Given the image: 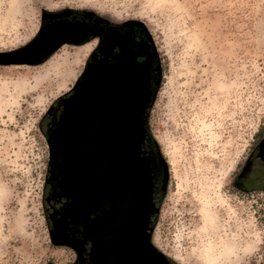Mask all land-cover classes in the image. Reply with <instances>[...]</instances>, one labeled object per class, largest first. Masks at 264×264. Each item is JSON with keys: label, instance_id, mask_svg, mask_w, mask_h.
I'll return each instance as SVG.
<instances>
[{"label": "rangeland", "instance_id": "374dc122", "mask_svg": "<svg viewBox=\"0 0 264 264\" xmlns=\"http://www.w3.org/2000/svg\"><path fill=\"white\" fill-rule=\"evenodd\" d=\"M63 11L137 22L155 50L146 128L167 179L152 245L173 264H264V193L232 184L264 137V0H0V53L26 46L43 14ZM83 48L0 65V264L75 259L51 232L47 181L60 160L49 113L82 74L92 52Z\"/></svg>", "mask_w": 264, "mask_h": 264}, {"label": "water", "instance_id": "95a60500", "mask_svg": "<svg viewBox=\"0 0 264 264\" xmlns=\"http://www.w3.org/2000/svg\"><path fill=\"white\" fill-rule=\"evenodd\" d=\"M62 36H47L40 29L26 46L0 53V65L39 64L65 44ZM89 60L50 137L52 157L60 160L51 173L59 178L60 196L68 202L63 218L82 226L80 234L90 243V264H171L151 243L159 207L153 200L152 176L140 157L147 134L144 75L129 54L130 70L142 79L132 85L130 102L124 104L114 83L120 81L93 64L113 67L123 57L113 64ZM165 189L163 182V193Z\"/></svg>", "mask_w": 264, "mask_h": 264}, {"label": "flooded vegetation", "instance_id": "af4514ba", "mask_svg": "<svg viewBox=\"0 0 264 264\" xmlns=\"http://www.w3.org/2000/svg\"><path fill=\"white\" fill-rule=\"evenodd\" d=\"M54 14L71 15L64 16L62 18H44L42 21L43 31L52 29L59 31V33L63 32L62 38L65 40V44L69 40L71 41L70 44H76L77 46H91L90 51L92 52L89 62L93 60L106 59L108 62L113 63L121 58L123 54V59L126 56H129L131 53L127 52V50L130 49L134 51L138 46L137 44H139L138 38H134L132 35H126V33L122 30H119V32L112 30L110 27H104V29H102L103 31L97 33L96 38L91 39L92 30L90 26L85 25L82 22V19L79 20V18L75 15L87 13L63 11ZM76 41H78V43H76ZM134 57L135 56H133V58ZM142 62L143 59L141 57L136 59V66L139 64L137 68L139 72L144 75V83L146 84L147 89L145 113V116H147L148 94L149 92H153L154 85L153 78L147 77L145 71L142 70ZM144 62L146 63V66L149 63L147 60H144ZM152 63L151 59V68H153ZM69 96L70 94L62 98L57 102L56 106L52 108L49 113V115L53 114L52 120H58L61 113L58 112L62 110L60 107H62L63 102ZM153 97L154 93H152V101ZM57 106H59L58 109L55 108ZM141 152L140 157L144 159V166L149 170L150 176H152L153 200L158 206V198L163 195L162 185L163 182H166L167 176L164 163L161 160L148 133L141 145ZM58 180L59 179L56 176L49 175L47 181L49 191L47 205L50 215L49 219L51 223L52 237L56 243H64V245L70 247L74 251L75 259L70 264H90V243L80 234L82 226L71 223L68 218H63L64 208L68 202L60 196L61 193L58 189ZM232 184L238 190L250 195L253 193H264V137L254 145L245 162L233 178ZM106 207L107 204L103 205L102 209H105Z\"/></svg>", "mask_w": 264, "mask_h": 264}, {"label": "trees", "instance_id": "16d2710c", "mask_svg": "<svg viewBox=\"0 0 264 264\" xmlns=\"http://www.w3.org/2000/svg\"><path fill=\"white\" fill-rule=\"evenodd\" d=\"M68 15H71V14H46L42 18V21L44 18H62L64 16H68ZM75 15L79 18V20L82 19V22L85 25L90 26V28L92 30L91 31V33H92L91 39L96 38L97 33L100 31H103L102 29H104V27H110V28H112V30H115L118 32H119V30H122L126 33V35H128V36L132 35L134 38H138L139 44H137L138 45L137 48L134 51L129 49V50H127V52H130L132 57L135 56L134 59L135 58L137 59L138 57H141L143 59V62L141 63L142 64L141 66L143 67L142 70L145 71V74L147 75V77L153 78L154 87H153L152 93H154V90L156 87V81L158 80V77H159L158 60H157V56H156L155 50L153 48V45L151 44V41L149 39V36L141 24H139L137 22H133V21L125 22L122 24H113V23H110L107 21L98 20L94 14H75ZM86 20H88V21H86ZM104 32H106V31H104ZM123 55H122V57H123ZM121 58H119V59H121ZM151 59L153 62L152 63L153 68H151V65H150ZM118 60H116L115 62H117ZM144 60H147L149 62L147 64L148 67L146 66V63L144 62ZM115 62H113V63H115ZM108 63H110V62H108ZM113 63H110V64H113ZM152 93L149 92V94H148L149 97H148L147 112L149 111V108H150V105L152 102ZM61 99L59 98V101ZM147 133H148V130H147ZM148 135H149V133H148ZM160 198H161V196L158 199H160ZM155 217L153 218L152 225L154 224ZM170 263L173 264L171 261H170Z\"/></svg>", "mask_w": 264, "mask_h": 264}, {"label": "bare ground", "instance_id": "6f19581e", "mask_svg": "<svg viewBox=\"0 0 264 264\" xmlns=\"http://www.w3.org/2000/svg\"><path fill=\"white\" fill-rule=\"evenodd\" d=\"M57 33H59V31L52 30V29L45 31V34L47 36L54 35ZM83 49H86V51L88 53L91 50V46H87ZM128 59H129V56H126L121 62H119L118 64H116L113 67L106 66L104 63H100V62L93 63L95 66H99L101 68L100 72H102L104 75L106 74V72H110L111 75L115 76L117 81L118 80L120 81V82H114V83L118 84V87H117L118 91L121 90V93H122L120 95L122 98L121 102L124 104L126 102L127 103L130 102L132 85H138L137 84L138 79L139 80L142 79L141 76H137V75L135 76L132 73V71L130 70L129 64H128ZM124 99L125 100L127 99L129 101H125Z\"/></svg>", "mask_w": 264, "mask_h": 264}]
</instances>
